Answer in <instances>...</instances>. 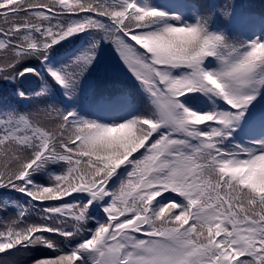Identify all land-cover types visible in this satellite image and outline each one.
Masks as SVG:
<instances>
[{
    "label": "snow or ice",
    "instance_id": "obj_1",
    "mask_svg": "<svg viewBox=\"0 0 264 264\" xmlns=\"http://www.w3.org/2000/svg\"><path fill=\"white\" fill-rule=\"evenodd\" d=\"M106 50L136 94L86 100ZM0 85V264H264L248 0H0Z\"/></svg>",
    "mask_w": 264,
    "mask_h": 264
},
{
    "label": "trees",
    "instance_id": "obj_2",
    "mask_svg": "<svg viewBox=\"0 0 264 264\" xmlns=\"http://www.w3.org/2000/svg\"><path fill=\"white\" fill-rule=\"evenodd\" d=\"M256 12L264 11V0H248ZM119 90H127L136 94L134 81L129 75L117 68L113 54L110 50H106L103 63L92 73L85 85V99H90L93 92L99 94L101 92H115ZM8 97L11 99V88L5 89L0 85V98ZM19 198V197H18ZM46 254L43 250L28 251L18 255L19 264H28L31 256Z\"/></svg>",
    "mask_w": 264,
    "mask_h": 264
}]
</instances>
